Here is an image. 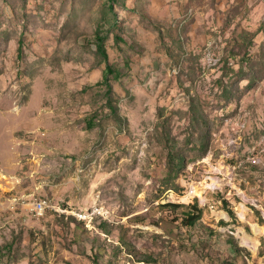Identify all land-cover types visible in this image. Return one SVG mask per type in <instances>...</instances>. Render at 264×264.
Here are the masks:
<instances>
[{"label": "rangeland", "instance_id": "1", "mask_svg": "<svg viewBox=\"0 0 264 264\" xmlns=\"http://www.w3.org/2000/svg\"><path fill=\"white\" fill-rule=\"evenodd\" d=\"M125 253L264 264V0H0V264Z\"/></svg>", "mask_w": 264, "mask_h": 264}, {"label": "built area", "instance_id": "2", "mask_svg": "<svg viewBox=\"0 0 264 264\" xmlns=\"http://www.w3.org/2000/svg\"><path fill=\"white\" fill-rule=\"evenodd\" d=\"M55 210L60 216L65 218H73L84 222L89 230H96L97 224H101L103 220L110 217V210L103 204H96L90 208H75L72 206H63L54 204L49 199H37L33 202L32 210L39 216H44L48 210ZM124 264H151L144 259H136L131 253H125Z\"/></svg>", "mask_w": 264, "mask_h": 264}, {"label": "trees", "instance_id": "3", "mask_svg": "<svg viewBox=\"0 0 264 264\" xmlns=\"http://www.w3.org/2000/svg\"><path fill=\"white\" fill-rule=\"evenodd\" d=\"M105 38H106L105 36H103V35L98 33V35H97V45H98L99 51L106 56V51H105V41H106V39ZM112 109L114 111V114L117 115V109L115 107H113ZM182 162H183V159H181L180 157L171 158V161L169 162V167H170V169L172 171L178 170L182 166ZM195 209L198 211V213H196L195 210H188L184 214V216L182 218V222H183L184 225H187V226L196 225L197 221L199 219H201V212H202L201 209H199L197 206H195ZM76 222L82 223L85 227H87L84 222H81V221H78V220H76ZM122 252H123V250H122Z\"/></svg>", "mask_w": 264, "mask_h": 264}]
</instances>
